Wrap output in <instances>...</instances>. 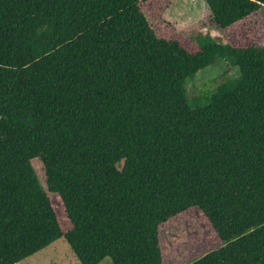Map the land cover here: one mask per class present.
I'll return each mask as SVG.
<instances>
[{
	"label": "trees",
	"instance_id": "obj_1",
	"mask_svg": "<svg viewBox=\"0 0 264 264\" xmlns=\"http://www.w3.org/2000/svg\"><path fill=\"white\" fill-rule=\"evenodd\" d=\"M148 1L0 0V264L61 238L80 264H163L160 227L190 209L220 246L188 264H264V45L190 50ZM204 2L222 30L264 6ZM217 59L239 74L192 109Z\"/></svg>",
	"mask_w": 264,
	"mask_h": 264
},
{
	"label": "rangeland",
	"instance_id": "obj_2",
	"mask_svg": "<svg viewBox=\"0 0 264 264\" xmlns=\"http://www.w3.org/2000/svg\"><path fill=\"white\" fill-rule=\"evenodd\" d=\"M143 12L159 38L176 39L190 50H195L198 39L216 43L230 42L244 45L254 41L264 45V6L259 11L232 27L222 30L212 21L204 0H150L142 5ZM226 72L235 78L239 71L225 60L217 59L212 65L197 72L186 81V95L192 109L207 104L209 94ZM33 167L42 186L45 179L41 163L36 160ZM61 225L68 228L60 203L53 199ZM160 247L163 264H188L220 246L211 226L198 209H190L160 227ZM18 264H80L66 241L61 238ZM99 264H112L105 258Z\"/></svg>",
	"mask_w": 264,
	"mask_h": 264
}]
</instances>
